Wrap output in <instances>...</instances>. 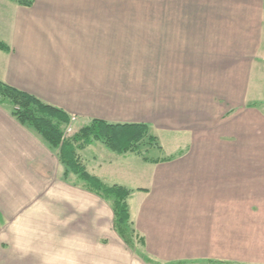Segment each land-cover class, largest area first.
Listing matches in <instances>:
<instances>
[{
	"label": "crops",
	"instance_id": "1",
	"mask_svg": "<svg viewBox=\"0 0 264 264\" xmlns=\"http://www.w3.org/2000/svg\"><path fill=\"white\" fill-rule=\"evenodd\" d=\"M9 1L1 82L79 121L153 131L163 155L142 154L134 186H122L145 253L163 264H264V115L251 96L263 1L148 0L147 18L124 16L134 7L123 1ZM62 173L0 104V255L30 219L90 238L92 203L97 225L113 228L109 204Z\"/></svg>",
	"mask_w": 264,
	"mask_h": 264
},
{
	"label": "rangeland",
	"instance_id": "2",
	"mask_svg": "<svg viewBox=\"0 0 264 264\" xmlns=\"http://www.w3.org/2000/svg\"><path fill=\"white\" fill-rule=\"evenodd\" d=\"M2 0H0L1 2ZM9 1V0H7ZM127 2L133 10H125L124 16H136L147 18L149 16L148 0H109ZM264 3V0H262ZM10 2V1H9ZM4 11L0 3V14ZM7 17L10 18V15ZM7 17H4L8 19ZM4 23V21H3ZM261 45L259 57L256 60L254 75L251 83V96L253 101H257L259 112L264 115V25L262 27ZM144 56V55H143ZM139 63L146 65L143 57ZM146 59V56L144 57ZM255 102V101H254ZM6 104V103H5ZM7 105V104H6ZM9 107V105H7ZM255 108V105H252ZM69 138L79 133L82 129L88 127L91 121H79L75 116H70ZM153 131H148V137H153ZM156 146V142L149 144L148 138L141 145L138 154L117 155L101 143L93 141L84 150L80 151L81 161L87 172L99 179L105 186H134L135 180L139 177V171L133 167L145 165L143 156L152 159L161 157L163 153L159 149L152 148ZM151 148V149H150ZM149 149V150H148ZM148 150V151H147ZM129 176L133 180L129 179ZM71 177V176H70ZM75 180L74 178H70ZM92 203V227L90 238L86 235V240L81 236L69 233L67 226L43 224L32 225L29 220L28 224L24 223L20 226L21 239L10 246L9 250L2 248L0 258H6L0 264H21V261L31 262L34 264H163L149 257L142 249L140 242L134 240V236L130 237V243L127 245L122 242L121 238L115 236L113 228L104 231V226L97 225L98 217L103 216ZM107 216V222L109 224ZM110 231V232H109ZM26 239L24 240V236ZM3 237L2 229L0 238ZM88 238V240H87ZM6 249H8L6 247ZM19 256V257H17ZM21 256L23 258H21ZM176 264H214L209 262H187Z\"/></svg>",
	"mask_w": 264,
	"mask_h": 264
},
{
	"label": "trees",
	"instance_id": "3",
	"mask_svg": "<svg viewBox=\"0 0 264 264\" xmlns=\"http://www.w3.org/2000/svg\"><path fill=\"white\" fill-rule=\"evenodd\" d=\"M10 1L21 7H31L33 4L32 0ZM0 50L8 51L9 48L0 42ZM3 103L9 105L11 115L18 123L33 130L55 153L63 167V181L66 182L70 176H75L80 187L109 204L113 214V230L128 245L129 238L135 237L127 204L131 191L117 185L105 186L99 179L91 176L79 153L96 141L117 155H140V145L145 139L148 138L149 144L156 142L155 138L148 137V126L92 120L88 127L73 138H68L66 133H69L68 124L71 117L62 109L48 105L35 96L0 81V104Z\"/></svg>",
	"mask_w": 264,
	"mask_h": 264
}]
</instances>
